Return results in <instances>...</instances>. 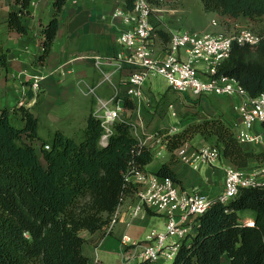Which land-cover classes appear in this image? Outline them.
Wrapping results in <instances>:
<instances>
[{
  "label": "trees",
  "instance_id": "16d2710c",
  "mask_svg": "<svg viewBox=\"0 0 264 264\" xmlns=\"http://www.w3.org/2000/svg\"><path fill=\"white\" fill-rule=\"evenodd\" d=\"M31 1L17 0L21 10L11 11V28L28 31L22 14ZM67 1H54L55 15L43 27L41 61L53 47ZM134 2L125 0L126 7L133 9ZM202 2L207 12L264 19V0ZM160 32L170 41V34ZM7 60V50L0 48V68ZM218 74L237 78L250 95L264 92V39L254 46L234 44ZM125 105L133 107L128 100ZM19 110L23 127L14 124L11 110L0 112V264H89L81 232L107 231L119 205L128 195H135L136 187L126 175L129 166L146 169L154 149L139 146L130 117L116 121L108 143L101 145L105 129L94 113L87 119L81 140L62 130L46 140L39 134L35 114L24 105ZM196 135L219 147L223 161L240 168L264 158V152L240 143L235 129L216 114L189 122L166 142L168 149L173 151ZM156 172L181 183L170 163H163ZM247 213L254 217L252 224L242 221ZM197 220L194 234L182 240L171 264H223L224 255L231 264H264V187H243L227 203L216 200Z\"/></svg>",
  "mask_w": 264,
  "mask_h": 264
},
{
  "label": "crops",
  "instance_id": "0c3cea01",
  "mask_svg": "<svg viewBox=\"0 0 264 264\" xmlns=\"http://www.w3.org/2000/svg\"><path fill=\"white\" fill-rule=\"evenodd\" d=\"M54 1L32 0L29 8L24 9L22 14L28 31L21 33L9 25L11 11H20L21 4L17 0H0V48L7 50L8 54L7 65L0 68V112L4 109L11 110L14 124L23 127L25 120L19 110V102L24 100L23 105L38 118L39 134L43 139L50 140L57 130H62L81 140L87 119L96 108V97L82 92L78 81L82 79L86 85L96 86L101 96L109 97L114 93L115 86L124 87L128 77L127 67L115 71V66L111 63L103 65V71L110 76L105 79L94 60L95 55L114 58L121 50L118 37L129 25L113 13L127 7L125 0H68L60 14V27L53 47L41 61L40 57L44 52L43 27L55 15ZM154 2L156 11L153 12L151 20L158 34L154 41V50L158 56L163 57L169 40L164 38L160 30L170 34L171 28L163 20L166 8L159 5V0ZM199 8L203 10V5ZM212 24L214 26L211 31L217 30V24ZM61 68L65 69V74L60 72ZM34 74L44 76L38 93L31 88V75ZM151 79L144 85L148 100L140 106L129 100L133 107L128 108L125 105L121 113L123 117H130L136 123L138 133L154 149V158L146 165V169L156 172L163 163H170L181 180L178 183L181 189L198 186L203 192L216 197L223 188V166L218 165L219 169H215L206 165L196 171L180 161L177 148L170 151L165 140H157V134L164 138L166 131L176 125V122L169 121L166 116L167 110L171 112V116H177L172 102V93L176 90L168 86L162 92L156 91ZM167 91V100L162 102L161 98ZM240 99L238 95L233 97L208 94L201 98V103L205 107L203 111L210 112L206 116L216 113L215 108L219 109L222 111V119L235 129L238 119L234 105ZM186 121L189 123L194 120ZM167 123L169 125L165 126ZM183 127H179L178 131ZM210 143L200 135L188 141L192 147ZM248 149L260 150L252 144ZM258 164L259 162H253L244 169L252 171ZM135 200V195H128L123 200L117 210L118 219L110 231L81 232L86 239L84 252L89 257V264H121L126 254L121 244L124 234L130 235L133 240L145 241L152 230L165 228L167 216L149 208L143 210L139 216L131 217L130 207ZM242 221L251 224L254 217L247 213ZM134 262L138 263L139 259L136 258ZM155 264H166V260L160 258ZM223 264H231L228 255L223 256Z\"/></svg>",
  "mask_w": 264,
  "mask_h": 264
},
{
  "label": "built area",
  "instance_id": "2783aa9c",
  "mask_svg": "<svg viewBox=\"0 0 264 264\" xmlns=\"http://www.w3.org/2000/svg\"><path fill=\"white\" fill-rule=\"evenodd\" d=\"M155 11L154 0H135L133 9H117L113 15L121 17L129 25L118 37L121 50L114 58L94 56L95 64L103 72L105 79L110 76L103 71L104 64L113 63L115 71L128 68L123 88L115 86L112 95L103 97L97 92L96 86L86 85L82 79L78 81L82 92L96 97L93 113L101 120L105 129L100 139L101 145L108 143L113 124L123 119L121 113L127 100L138 106L142 105L148 100L144 85L152 77L161 75L171 88L197 101L208 94L238 95L241 99L234 105L238 119L236 137L240 143L256 145L264 152V92L250 95L237 78L218 74L219 65L231 55L234 44L254 46L264 39V19L260 20L258 27L236 24L234 28L219 33L170 29L167 51L161 57L154 50L158 34L151 17ZM222 17L229 21L240 19ZM213 23L219 24V21L215 19ZM60 72L66 73L63 68ZM43 78L42 74L31 75V88L35 93L40 91ZM19 104L23 105L24 100ZM132 126L139 146L148 145L147 140L138 133L136 123L132 122ZM177 131L178 126L175 125L166 131L165 139L157 134V140L167 142ZM176 153L180 161L196 171L206 165L216 167L222 162L219 147L210 144L192 147L185 142L177 147ZM222 165L223 188L216 197L203 192L198 186L181 189L169 176L141 169L135 164L129 166L127 179L136 187V200L130 207L131 217H137L149 208L165 214L167 223L163 230H152L145 241L133 240L130 235L124 234L121 244L126 254L121 264H134L136 258L139 262L148 260L150 264H155L160 258L173 261L182 240L194 234L198 217L214 201L227 203L243 187H264V158L252 171L231 162ZM117 219L116 211L108 231Z\"/></svg>",
  "mask_w": 264,
  "mask_h": 264
},
{
  "label": "rangeland",
  "instance_id": "374dc122",
  "mask_svg": "<svg viewBox=\"0 0 264 264\" xmlns=\"http://www.w3.org/2000/svg\"><path fill=\"white\" fill-rule=\"evenodd\" d=\"M159 1H161L159 5L164 6L167 10V12L163 14L164 22L168 25V28L174 30L209 31V32L219 33L222 31H226V29L230 30L234 28L236 24L246 25V26L254 25L256 27L260 25L259 20H247L241 18L239 20L232 19L231 21H229L224 19V17H221L220 15H216L215 12H207L204 10V8L203 10H201L199 7L200 5H203L202 0H159ZM172 14H174V16H172ZM213 18L219 21V24H217L218 28L215 31H211L214 26L212 24ZM150 82L153 83V87L156 91L162 92L169 86L166 79L161 75L152 77ZM172 95H173L172 102L174 104V109L177 112V116L176 117L171 116V112L169 110H167L166 116L167 119H169V121L176 122L178 129H180L179 127H183V125L188 123L186 120L191 119L195 121H200L203 118L207 117L206 115L210 113L203 111V109L205 108L203 103L197 102V100L194 98H190L189 96L187 97L186 95L182 94L179 91H175L174 93H172ZM236 96L237 95H233V97ZM149 107H152V105ZM214 111L216 113H212V114H216L217 116L222 115L221 110L215 108ZM146 115H148V112L146 113ZM167 125L169 124L168 123L165 124V126ZM210 145L213 144L210 143ZM37 147L40 151V143H37ZM223 163L225 164L226 161L222 160L220 166H223L222 165ZM214 168L219 169V167L217 166ZM220 173H222V170L220 171ZM171 263L172 261H166V264H171Z\"/></svg>",
  "mask_w": 264,
  "mask_h": 264
}]
</instances>
